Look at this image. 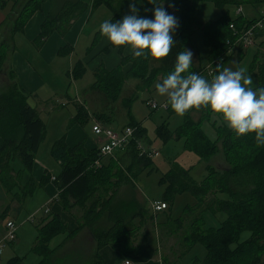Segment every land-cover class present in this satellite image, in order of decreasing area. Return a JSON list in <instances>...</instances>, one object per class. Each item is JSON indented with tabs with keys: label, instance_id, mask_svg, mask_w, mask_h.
<instances>
[{
	"label": "trees",
	"instance_id": "obj_1",
	"mask_svg": "<svg viewBox=\"0 0 264 264\" xmlns=\"http://www.w3.org/2000/svg\"><path fill=\"white\" fill-rule=\"evenodd\" d=\"M41 1L24 2L17 16L13 19L8 17L4 22L3 27H9L10 24L11 26L7 38L9 45L6 39L0 43V50H3L0 69L9 51H13V47H10L13 33L37 9ZM254 1L259 2L258 5H264V0ZM167 2L172 4L174 10L166 9L173 15L180 16L179 26L174 33L175 43L171 46L168 55L159 59L157 66L152 67L150 64L154 59L151 57H134L133 55L125 57L121 64H130L126 74H122L120 68L111 72L100 68L95 71V83L92 89L104 93L110 100L117 98L123 83L128 78H134L139 82L140 87L137 90L149 89L154 81L158 78L162 80L173 69L176 55L190 45V38L194 30L199 27L203 31V41L209 51V65L206 68L197 69L191 65L190 71L211 79L227 65L234 53L240 61L247 54V51L240 47L228 53L236 40L229 28L230 24H233L236 30H240L263 17L260 13L258 18L246 19L237 16L231 19L227 13H224L215 21L190 22L191 15L195 18V11L204 3H212L218 8H223L237 5L239 0H167ZM128 4L129 0H92L90 11L105 7L110 13L109 19L118 21L125 14H129ZM155 6L154 0H137V14L150 17L151 10ZM85 9L86 6L81 0L64 1L54 14L46 17L35 44L42 45L56 28L63 27L66 30L69 21ZM58 30L62 32L61 29ZM262 34L264 29L256 34V38ZM96 36L95 42L101 36L99 29L96 31ZM253 55L254 58L247 64V74L257 75L260 79L259 76L264 75V54L262 58ZM209 71L212 72L211 75H208ZM82 72V66L77 64L72 70V76L79 77ZM26 100L25 94L17 87L0 92V186L8 195H13V188L19 187V190L22 188L20 187L21 176L24 173H31L34 153L44 135L43 123L37 112L28 106ZM169 111L171 112V109ZM192 111L201 112L202 115L197 121L190 117ZM210 113L211 111L204 107L190 108L184 114V122L174 133V138L183 139L184 149L193 153L199 159L198 161L204 160L210 149L218 148L215 146L217 139L222 141L220 148L224 157H227L230 149L234 147L233 140L236 136L227 126L214 127L216 132L214 141L205 136L201 125L207 118L203 117L209 116ZM85 114L83 109H78L76 120L83 118ZM129 127L135 130L132 140L125 149L114 153L123 151L129 163L127 166V161L123 162L122 159L114 161L111 157L107 164L102 165L103 158L98 155V150L87 151L82 143L68 148L63 139H59L53 145L50 154L60 166L59 174L52 180L57 191V202L67 213L77 207L80 218L76 221V230L67 234L62 244L55 248H50L49 243L54 237L63 234L65 228L58 216L51 215L44 226H40L39 223L36 225L34 249L41 258L38 264H104L98 256V251L104 247H110L122 253L133 251L137 235L145 224L152 220V214L133 201L118 205L114 209L112 207L119 188L133 183L139 171L150 165V159L145 157L146 155L140 156L136 145V141L144 136V130L137 123H131ZM156 133L163 141L170 137L163 127L158 128ZM15 161L22 166L21 171L13 169L12 163ZM95 162H99V166H96ZM189 171L178 163L172 162L168 171L161 177V183H167L168 186L163 198L159 201L169 207L174 195L183 192L192 194L196 199L193 207L185 209L184 215L189 216L190 219L180 244L187 248L199 244L204 248L205 255L201 260H192L190 264H264L262 259L264 254V145L250 152L241 165L229 167L223 164L218 169L206 165L205 171L210 175L208 174L200 182L193 180ZM48 180L50 181V178L43 176L36 184L32 178H29L24 183L21 196H17L23 197L24 193L30 194ZM207 193H210L211 201H206ZM221 195L226 196V199L219 198ZM17 196H15L16 200ZM206 212L213 215L223 213L226 218L216 228L205 227L203 215ZM102 215H106L109 226L96 228L95 224ZM184 221L183 217L174 221L167 220L159 228L164 229L169 224H174L178 231L182 228ZM83 229L90 232L94 245L89 254L87 252V254L78 255L80 251H75L73 247L69 249L67 244ZM244 232L248 233L246 239L241 238ZM175 233L171 230L168 235ZM163 236V234L158 236L159 245L162 243ZM77 255L80 259H76ZM161 260L165 264L177 262V260L170 262L163 254H161Z\"/></svg>",
	"mask_w": 264,
	"mask_h": 264
},
{
	"label": "crops",
	"instance_id": "obj_2",
	"mask_svg": "<svg viewBox=\"0 0 264 264\" xmlns=\"http://www.w3.org/2000/svg\"><path fill=\"white\" fill-rule=\"evenodd\" d=\"M18 1L19 0H12L10 2L7 0H0V33L7 36V38L10 32L9 30L10 25L9 27L8 26L3 27L4 22L8 19V17L14 15L12 12L13 9L12 5L13 3H16ZM26 1H30V0H25V2ZM64 1L66 0H42L41 2L38 3L37 9L34 10L30 14L28 19L18 28V30L13 33L12 39L10 40V47L11 46L13 47V51L12 52L9 51L0 69V76L1 75L3 76L5 82V85H3V87L5 88H1L0 92L10 90L13 87L19 88L27 97L26 102L28 106L37 112L38 117L39 114L46 113L47 115H49V114H53L55 110L59 109L60 107L64 108L66 106V100H67L69 105L71 104L74 106L75 115L73 116V119H71L72 126L67 129V132L63 136H61L60 139H63L64 144L68 148H73L76 145L82 143L84 149L87 151L98 150V148L105 142V140L102 136L94 135V133L92 132V127L94 125L99 124L102 127L109 128L108 125L110 124V122L114 120L118 122L117 123L119 124L118 131L120 132L124 128L129 127L131 123H137L134 120L135 118L131 116L129 109L131 108V102L136 98L133 97L134 96L133 93L138 92L139 90L137 89L140 86H139V82L136 79L132 78L133 82H130L129 84H127L126 82L131 78L126 79L122 85L121 91L118 93L117 98L113 100H110L107 96L104 95V93L92 89V85L95 83L94 74L96 70L101 68L106 72H111L116 70L117 68H120L122 74H126L130 69V64L129 63L121 64V61L125 57H129L132 55L131 51L127 46H119V47L113 46L103 36L98 37L99 39H97V41L95 42V39L97 38L96 31L94 32V37L90 47L87 48V44L91 42V40L89 39V35L91 34V32H89V30H86V28L88 29L89 16L92 13V11H90V2L92 0H81L85 4L86 9L76 18L69 21L66 30H64L63 27L56 28L45 39L42 45L37 46L35 44V40L40 34L41 26L44 23L46 17L54 14ZM263 7L258 10L256 9L253 10V12L257 16L254 15V17H249V18L244 16L243 17L246 19L258 18L260 14V10L261 13L264 12ZM238 16H241V14ZM58 29H61L62 32H60ZM94 30H96V28ZM84 32L86 33V35L84 34ZM18 36H19L18 39H20L19 41H17ZM80 37L82 39H80ZM21 41L23 43H20ZM190 42L191 43L187 49L191 50L193 53L192 66L195 69L208 67L209 51L205 47L201 33L195 32L191 36ZM24 47L25 50L22 49ZM85 48L87 49L85 54L83 55L82 50H85ZM233 57H234L233 61H235V63L237 64L238 60L236 57L238 56L236 55V53H234ZM230 63L231 62L227 63V65L224 66V68L227 67L231 69ZM77 64H80L82 66L83 72L79 77H73L72 70L75 68ZM150 67H152L151 64ZM85 75L91 77L92 83H90V86L87 87L86 84L85 85L80 84L77 87V85L74 84L72 88L73 91H69L72 82L76 83L78 81H81ZM64 76L67 77L70 81L68 83V89L65 90V93L62 96L63 97L62 100L60 101L54 100L56 94L61 95L64 92V91L61 93L55 92L58 88L57 86L59 80L61 78L64 79ZM160 81L161 79L158 78L156 81H154V83H152V86H155V84ZM45 87L51 90V92L46 96V98H49V101L42 100L44 96L42 95V91ZM150 88L146 90H150ZM122 91L124 92L123 94ZM147 101L149 100L146 99L144 101V106H145V102ZM164 101L167 102V98ZM78 109H83L86 112V114L83 115V118L76 120L75 117L77 115ZM194 112L198 113L200 111H194ZM41 122L43 123L42 120ZM88 122L91 125L90 133H89L90 135L85 130V128H87ZM45 128L46 127L44 126L43 139L38 149L34 153L31 173L30 174L24 173L21 176L20 187L22 188L20 190L19 187L13 188L12 190L13 195H8L5 192V194L8 197H10L13 201H16L15 196L17 195L20 196V194H22L24 183H26L29 178H32L33 181L36 184H38L43 176L44 177L46 176L47 178H52L57 176L60 172L59 164L51 157L50 154L51 149L56 141H54L53 144H51L49 149L50 160L48 161H50V166L47 168L38 162L37 156L39 155V149H41V145L46 138L47 129L45 132ZM120 156L122 157L125 156V153L123 151H120V153L112 157V160H117V159L120 160ZM146 157L149 156L146 155ZM189 157L192 156L189 154ZM110 160H111L110 157L106 159L103 158L101 160V164L102 165L107 164ZM171 163H169L168 169ZM13 169L15 171H21L23 168L21 165L15 166L14 164ZM142 170L143 169H141V171ZM141 171H139V173ZM133 182L135 184L136 179ZM37 190L42 192V194H40V204H38L36 207H32L31 209L32 210L35 209L37 211L41 209L44 214V215L42 214L43 216L41 219L47 217L48 215L58 216L60 222L66 228L65 232L61 234V236H63L62 237V242H63L67 234L69 235L76 230L77 223L75 224L71 216L61 209L60 205L57 202V191L52 182H49L48 180L45 184H43V186L39 188H35L34 191L31 192L30 194L25 195L24 193L22 195L23 197L17 196L18 197L17 200L18 202L24 200L25 201L24 204H26L27 199L31 200L34 192ZM136 192L138 197V205H141V207L144 208L141 194L139 191ZM155 201H159V200H155ZM46 207L49 210L47 214L44 212ZM148 211L152 214V216L156 215L152 213L150 207L148 208ZM14 212H17L18 214L24 213V211L20 206L14 208ZM164 212H166V210L160 213H164ZM13 216L15 215L13 214ZM10 219L12 218L7 219V221L8 220L11 221ZM36 222L37 221L33 223L34 232H30L29 236L27 237L28 241L26 246L24 248L22 247L23 244L19 240V237H17L18 235L16 234V239H15L16 243L13 242L9 244L10 249L7 250L4 257V261H0V264H10L12 262H15L16 264L39 263L41 258L34 249L35 240H36ZM160 225L153 226V232H154L153 241H149L147 239L146 236L148 232L146 231V228L144 226V228L141 230V232H139V234L136 237V241L133 244L134 247L133 251L122 253L119 251H115L110 247H104L98 251L99 258L104 262V264H124L125 261H128L129 264H165L161 260L160 249L158 247L159 235L156 232L157 227H159ZM2 228L3 225L0 229V233H2L3 231ZM0 236L2 235L0 234ZM75 238L78 241V243L81 244V247H83L82 251L84 250L85 253L88 252L89 254L90 250L94 245V241L90 235V232L87 229H83L75 236ZM67 245L69 249L70 248L72 249L73 246L70 247L69 243ZM30 252H32L34 255L32 256V258H29V255H31Z\"/></svg>",
	"mask_w": 264,
	"mask_h": 264
},
{
	"label": "rangeland",
	"instance_id": "obj_3",
	"mask_svg": "<svg viewBox=\"0 0 264 264\" xmlns=\"http://www.w3.org/2000/svg\"><path fill=\"white\" fill-rule=\"evenodd\" d=\"M12 1V0H7ZM25 0H19L18 2L13 3L12 12L13 16L16 17V15L21 11V8L24 4ZM162 2V6L165 8H169V10H174V7H169V2L167 0H154V4H159ZM237 5L234 6H225L223 8H218L214 6L212 3H204L198 7V9L195 11L194 16L191 15L192 18H190V22H193L194 20H197L199 23H205L209 21H215L219 17H221L224 13H227L228 16L232 19L237 17L239 14L236 13V7L240 6L242 8L241 16L243 17H254L257 16L253 10L261 9L263 6H259V2H256L254 0H239ZM254 5V6H253ZM261 13V10H260ZM12 14V13H11ZM126 15V14H125ZM110 17L109 11L105 7H98L96 10H94L91 15L89 16V22H88V29L91 34L89 35V39L91 42L87 44V48L90 47L94 32L97 31L99 28L98 26L105 20H107ZM179 18L180 16H176ZM11 19V21H12ZM11 26V24H10ZM93 28V29H92ZM96 28V30H94ZM85 30V32H86ZM84 34L86 35V33ZM195 32L201 33V36L203 37V31L201 27L199 29H195ZM175 33V32H174ZM193 33V34H194ZM82 37V36H81ZM80 37V39H82ZM19 36L17 37V39ZM3 39H6V43L9 45L7 36L0 33V43ZM191 39V38H190ZM18 39L17 41H19ZM20 43H23L22 41ZM81 43V40H80ZM80 46V45H79ZM189 47V45L186 47V49ZM82 50L83 55L86 52V49ZM25 50V47L22 48ZM247 54L245 57L240 61L239 57H236L238 60V63L236 64L235 61H233V58L229 61L231 62V69L236 70L239 67H245L247 68V64L249 63L250 59L254 58V55L258 58H262V54H264V34L261 36H258L252 47L249 49H246ZM3 53V50H0V59L1 54ZM235 58V59H236ZM158 60H153L151 62L152 66L158 65ZM76 62V61H75ZM228 62V63H229ZM252 78V85H249L251 87H264V75L259 76L260 79H258L257 75H250ZM91 81V82H90ZM69 79L64 76V79H60L58 82V88L55 91L56 93H61V95L55 96L54 100L60 101L63 99V94L65 93V90L68 89V83ZM130 82H133L132 79H129L126 83L129 84ZM90 83H92L91 77L88 75H85L81 81H78L76 83L72 82V85L70 87L69 91H73V85L76 84L77 87L80 84H86L87 87L90 86ZM51 84V83H50ZM49 84V86H50ZM5 85L3 76H0V89L5 88L3 87ZM83 85V87H84ZM51 92L47 87H45L42 91L43 101H49V98H46V96ZM124 92L122 91V94ZM121 94V96H122ZM136 97L131 102V108L129 109L131 116H133L135 121L140 125V127L144 130V136L141 139H138L136 141L137 150L139 152V155L144 157L147 153L151 154L150 157H147L150 159V165L146 166L136 177V183H129L125 184V186L120 187L117 195L114 198V203L112 205L113 209L116 208L118 205H123L129 202H134L135 204H138V197L137 192L139 191L141 194L142 202L144 204V208L148 210L150 207L151 202L155 200H161L164 196L165 190L167 188V183H161V177L164 175V173L167 171L169 163L176 162L180 164L182 167H185V169H189V174L195 180L196 182H200L204 180L207 175L210 173H207L205 171L206 165H211L214 168H221L222 165L226 164L229 167H234L241 165L243 163V160L246 159L249 156V153L255 150V148L262 146L257 145L253 138V134H246V135H240L234 134L236 137L233 140L234 147L230 149L229 154L227 157H224L221 150V140L217 139L216 145L218 148L210 149L209 154L206 153V157H204V160L198 161L199 159L191 152H188L184 149V141L183 139H175L174 133L175 130L178 129L182 123L184 122V115L183 116H177L173 111L170 112L158 109L156 111H149L147 107L144 106V101L148 99L149 101H153L156 104L160 105L163 102H166L165 96H160L155 91V86H152L150 90H142L138 92L133 93ZM46 98V99H45ZM64 101V100H63ZM62 101V102H63ZM43 103V102H42ZM170 109V108H169ZM75 115V108L73 105H69L68 101L66 100V106L64 108L60 107L59 109H56L53 114L47 115L39 114V118L43 121L46 132V138L43 141L41 145V149H39V155L37 156L38 162L44 165L45 167L50 166V157H49V149L51 144H53L54 141L59 140L61 136H63L69 127L72 126L71 119H73V116ZM201 112L195 113L192 111L190 113V117L197 121L201 117ZM207 117V118H206ZM203 118H206V120L202 123L201 129L205 136L211 140L214 141L216 139V132L215 128L227 126L224 120L220 117L219 114H215L211 112L209 116H204ZM117 121H112L108 125V129L112 130L115 133H118L119 131V124H117ZM120 123V122H119ZM215 124V126H213ZM158 127H163L168 132V135L170 136L167 140L163 141L160 137L157 136L156 131L158 130ZM215 127V128H214ZM91 125L88 122L87 128H85L86 132L90 133ZM131 128V127H130ZM132 129V128H131ZM90 135V134H89ZM220 148V149H219ZM189 154L192 157H189ZM116 154H114L115 156ZM112 156V157H114ZM126 156V154H125ZM120 156V159H122L123 162H126L127 157ZM111 157V158H112ZM146 157V156H145ZM108 157H105L106 159ZM129 159V158H128ZM118 160V159H117ZM116 161V160H114ZM171 161V162H170ZM116 163V162H115ZM20 166L18 161H15L12 163V166ZM128 161L126 166L128 165ZM51 178H50V181ZM138 189V190H137ZM36 192V193H35ZM32 199H27L26 204H24V200L21 202H18V200L13 201L10 197H8L5 194V191L3 187L0 186V229L3 225V231L0 233L1 235L5 234L4 225L7 222V219H10L11 221H14L15 225L17 226V232L16 234L19 237V240L22 242V247L24 248L28 241V236L30 232H34L33 230V223L36 222L40 224V226H44L47 224V222L50 220L51 215H48L47 217L42 216L43 211L40 210H32V207H36L38 204H40V194H42L41 191H35ZM21 196V194H20ZM219 198L226 199V196L221 195ZM206 201H211L212 198H210V193H207V196L205 197ZM71 200V199H70ZM48 203V202H47ZM42 204V203H41ZM196 204V199L194 196L188 192H183L174 195V198L169 204L168 209L164 213L156 214L152 216V220L148 221L145 225L147 233V239L149 241H153L154 238V232H153V226L154 225H160L167 220H179L182 217L185 219L183 222V225L181 226L178 231H176L177 227L174 224H169L167 227H164V229L157 227L156 232L158 235L163 234L164 238L162 239V243L158 246L160 249V254L165 255V257L170 261L174 262L177 260L176 264H190L192 260H201L205 255L204 248L196 244L194 246H191L189 248L182 246L180 244L181 239L184 235V231L189 224L190 217L187 215H184L185 209L189 207H193ZM45 205V204H44ZM21 207L24 213L18 214L17 212H14V208ZM47 208V207H46ZM36 211V212H34ZM34 212V213H33ZM149 212V211H148ZM67 213V212H66ZM150 213V212H149ZM13 214L15 216H13ZM18 214V215H17ZM43 214V215H42ZM71 218L74 220L75 224L77 223V219L80 218L79 209L76 207L74 208L70 213H68ZM34 215V222L29 223L27 222V218L29 216ZM184 215V216H183ZM226 216L223 213H217L216 215H213L212 213L206 212L203 215V221L205 227H213L216 228L219 226L220 223H222L223 220H225ZM41 219V220H39ZM22 220V221H21ZM40 222H39V221ZM9 221V220H8ZM26 221V222H25ZM96 228H107L109 226L108 219L106 215H102L95 224ZM65 229L63 232H65ZM175 231L176 233L174 235H168L169 231ZM62 237L60 234L56 237H54L50 243L49 247H56L58 244L62 243ZM248 237V233L244 232L241 235L242 239H246ZM15 242V241H14ZM13 243V242H12ZM16 243V242H15ZM70 246H73L75 251H80L78 255H82V253H85L84 250L82 251L83 247H81V244L78 243L76 238L72 239L71 241H68ZM11 244V243H10ZM80 245V246H79ZM92 245V244H91ZM79 246V247H78ZM10 249L9 244L6 245V247L2 250V253L0 254V261H4L5 254L7 250ZM28 251V250H27ZM87 253V252H86ZM264 253V251H263ZM31 255H29V258H32L33 253L30 252ZM77 255L76 259H80ZM262 259L264 260V254L262 256ZM30 260V259H29ZM28 260V262H29ZM104 263V262H103Z\"/></svg>",
	"mask_w": 264,
	"mask_h": 264
},
{
	"label": "clouds",
	"instance_id": "obj_4",
	"mask_svg": "<svg viewBox=\"0 0 264 264\" xmlns=\"http://www.w3.org/2000/svg\"><path fill=\"white\" fill-rule=\"evenodd\" d=\"M136 2L129 0V14L120 20L103 21L99 25L100 35L113 46H127L134 57L154 60L166 57L175 43L178 18L162 2L151 10L150 17L140 16ZM192 57L191 50L180 51L173 69L155 84L156 93L167 98L168 106L177 116H183L190 108L204 107L219 114L238 136L253 134L257 145H264V87L249 86L252 78L245 67L236 70L225 67L206 79L190 71Z\"/></svg>",
	"mask_w": 264,
	"mask_h": 264
},
{
	"label": "built area",
	"instance_id": "obj_5",
	"mask_svg": "<svg viewBox=\"0 0 264 264\" xmlns=\"http://www.w3.org/2000/svg\"><path fill=\"white\" fill-rule=\"evenodd\" d=\"M236 11V13L239 15L242 13V9L240 7L237 8ZM261 15L263 16L261 19L240 30H236L234 25L230 24L229 28L232 31L233 36H235L236 40L233 43L232 48L229 49L228 53H230L232 49L234 50L238 47L246 50L253 46L256 39V34L264 29V12H262ZM211 73L212 72L209 71L208 75H211ZM145 107H147L151 112L158 109H162L165 111L169 110L167 102L158 105L153 101H147L145 102ZM134 131V128L131 129L130 127H126L122 131L115 133L112 130L102 127L99 124L94 125L92 127V132L94 133V135L102 136L105 140V142L98 148V155L101 158L112 157L116 151L125 149L132 140ZM146 155H148L149 157L151 156V154L149 153H147ZM95 165L99 166V162H95ZM51 180H54V178L52 177ZM167 208V204L161 201H153L150 204V209L154 214L163 212L164 210H167ZM44 212L47 214L49 210L45 208ZM27 222L33 223L34 215L29 216L27 218ZM4 229L5 234L0 236V254L2 253V250L6 247V245L14 242L16 239L17 226L13 221H7L4 225ZM124 264H129V262L125 261Z\"/></svg>",
	"mask_w": 264,
	"mask_h": 264
},
{
	"label": "bare ground",
	"instance_id": "obj_6",
	"mask_svg": "<svg viewBox=\"0 0 264 264\" xmlns=\"http://www.w3.org/2000/svg\"><path fill=\"white\" fill-rule=\"evenodd\" d=\"M54 178V177H53ZM52 181V180H51Z\"/></svg>",
	"mask_w": 264,
	"mask_h": 264
}]
</instances>
